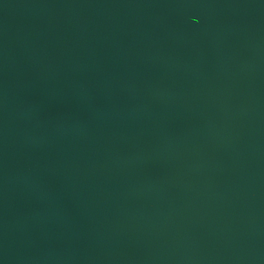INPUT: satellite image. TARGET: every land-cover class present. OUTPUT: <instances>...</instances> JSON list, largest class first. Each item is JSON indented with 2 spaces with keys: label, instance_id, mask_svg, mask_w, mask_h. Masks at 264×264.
Here are the masks:
<instances>
[{
  "label": "water",
  "instance_id": "95a60500",
  "mask_svg": "<svg viewBox=\"0 0 264 264\" xmlns=\"http://www.w3.org/2000/svg\"><path fill=\"white\" fill-rule=\"evenodd\" d=\"M0 264H264V0H0Z\"/></svg>",
  "mask_w": 264,
  "mask_h": 264
}]
</instances>
